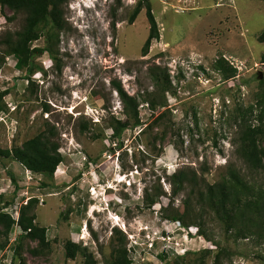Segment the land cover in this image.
<instances>
[{
  "label": "rangeland",
  "instance_id": "obj_1",
  "mask_svg": "<svg viewBox=\"0 0 264 264\" xmlns=\"http://www.w3.org/2000/svg\"><path fill=\"white\" fill-rule=\"evenodd\" d=\"M139 2L68 0L55 58L45 53L37 59L32 85L17 58L5 56L0 147L21 146L48 121L59 131L63 163L49 180L13 160L0 161V188L7 199L0 207L7 204L15 213L37 198L36 222L48 229L50 240L42 248L13 228L8 242L0 235V245L7 242L0 249L1 264H19L20 242L28 264H81L82 253L66 258L69 240L96 264H105L121 243L132 264H215L213 242L226 248L220 264H264V245L225 237L209 216L205 230L214 241L199 236L198 228L184 229L173 219L184 213L183 195L174 200L168 180L187 167L215 183L229 163L248 174L234 144L236 120L258 126L264 108V0H149L160 38L145 57L146 9L129 22ZM24 19L0 5V35L20 31ZM34 46L44 47L45 39ZM223 60L235 77L218 70ZM114 83L139 99L144 123L120 138L111 127L114 119L125 118ZM148 92L166 107L152 112L141 101ZM259 142L264 148V138ZM256 181L264 183L262 177ZM161 189L159 202L147 208L146 192ZM205 250L213 253L206 256Z\"/></svg>",
  "mask_w": 264,
  "mask_h": 264
},
{
  "label": "trees",
  "instance_id": "obj_2",
  "mask_svg": "<svg viewBox=\"0 0 264 264\" xmlns=\"http://www.w3.org/2000/svg\"><path fill=\"white\" fill-rule=\"evenodd\" d=\"M67 3L68 0H0V5L12 11L14 16L23 15L25 18L20 31L0 35V69L5 63V56L13 54L20 66L26 70L27 76L24 79L32 85V76L39 69L37 59L45 53H50L55 58L58 37L66 25L64 8ZM144 8L150 25L148 38L142 48L145 57L149 54L153 41L159 40L160 32L149 0H140L129 20L130 24L135 22ZM8 19L12 21V18ZM41 39H45V46H34V42ZM260 39L264 42V33ZM216 67L225 72L226 76L235 77L236 71L228 69V64L224 60L223 63L218 61ZM114 88L124 105L125 118L114 119L111 123L113 137L120 138L127 130L143 127L144 123L140 118L139 99L128 95L119 83H114ZM141 101L154 113L159 107H166L164 100L161 102L155 92H148L142 96ZM46 111L48 113V108ZM258 121L260 124L257 126L248 119L236 120V123H239V130L238 140L234 144L248 174L236 164L229 163L225 174L215 183H210L203 171L201 174L198 170L187 167L176 171L168 178L172 187V198L175 200L183 195L185 207L184 213L173 219L184 229L198 228L199 236L208 242L214 240L205 230L206 216L213 218L222 228L225 237H231L235 241L253 240L257 245H264V183L256 181L257 178L258 181L261 177L264 179V148L259 142V139L264 138V108ZM58 136L57 127L47 121L42 132L21 146L12 149L0 147V161L13 160L33 174L54 180L58 167L63 163ZM162 196V189L154 195L147 191L143 200L145 206L153 207ZM38 205L37 198L29 199L19 211L18 223L11 215L3 212L7 204L0 207V235L8 242V236L18 225L25 239L37 242L39 247L48 248L50 246L48 229L40 227L36 222ZM213 243L217 247L214 262L220 264L226 248L220 243ZM5 245H0V249ZM21 247L20 242L15 249L17 260L19 264H28L25 257L20 255ZM64 247L67 259L75 260L78 254L82 253L84 261L81 264H96L93 255L87 254L78 243L69 240ZM203 253L208 256L213 252L205 250ZM105 264H132L126 245L124 243L117 245Z\"/></svg>",
  "mask_w": 264,
  "mask_h": 264
},
{
  "label": "built area",
  "instance_id": "obj_3",
  "mask_svg": "<svg viewBox=\"0 0 264 264\" xmlns=\"http://www.w3.org/2000/svg\"><path fill=\"white\" fill-rule=\"evenodd\" d=\"M237 78H239V76H237ZM29 173H31V172H29ZM27 202H28V201H27ZM27 202H26V204H27ZM42 203H43V200H42ZM26 204H25V205H26ZM8 209H9V208L6 207V208L3 210V212H5V213L11 215V217H12V218L18 223L19 218H20L19 211L16 210L15 213H13V212H11V211L8 210ZM15 228L20 229L18 225L15 226ZM15 232H16V231H14L13 234H11V236H13V235L15 234ZM21 233H22V232H20V234H18V235H21ZM18 235H15V236L17 237ZM15 240H16V238H14V239L11 240V241H15Z\"/></svg>",
  "mask_w": 264,
  "mask_h": 264
},
{
  "label": "crops",
  "instance_id": "obj_4",
  "mask_svg": "<svg viewBox=\"0 0 264 264\" xmlns=\"http://www.w3.org/2000/svg\"><path fill=\"white\" fill-rule=\"evenodd\" d=\"M8 162H10V160H7ZM17 163V162H16ZM20 165V164H19ZM26 172H29V171H27L26 170ZM4 190L2 189V192H1V188H0V200H3L4 199V201H7V199L5 198V196H4V194L3 193H5V192H3ZM15 228V227H14ZM20 230V229H19ZM21 231V230H20ZM14 232V231H13ZM13 232L11 233V234H13ZM11 234H10V236H11ZM6 263V262H5ZM1 264V263H0Z\"/></svg>",
  "mask_w": 264,
  "mask_h": 264
},
{
  "label": "clouds",
  "instance_id": "obj_5",
  "mask_svg": "<svg viewBox=\"0 0 264 264\" xmlns=\"http://www.w3.org/2000/svg\"><path fill=\"white\" fill-rule=\"evenodd\" d=\"M136 246H138V244H136Z\"/></svg>",
  "mask_w": 264,
  "mask_h": 264
},
{
  "label": "bare ground",
  "instance_id": "obj_6",
  "mask_svg": "<svg viewBox=\"0 0 264 264\" xmlns=\"http://www.w3.org/2000/svg\"><path fill=\"white\" fill-rule=\"evenodd\" d=\"M111 189V188H110Z\"/></svg>",
  "mask_w": 264,
  "mask_h": 264
}]
</instances>
